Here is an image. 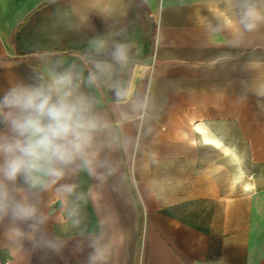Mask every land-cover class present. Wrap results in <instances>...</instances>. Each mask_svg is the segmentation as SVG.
Returning <instances> with one entry per match:
<instances>
[{"label": "crops", "instance_id": "0c3cea01", "mask_svg": "<svg viewBox=\"0 0 264 264\" xmlns=\"http://www.w3.org/2000/svg\"><path fill=\"white\" fill-rule=\"evenodd\" d=\"M71 65L98 76L80 90L106 164L31 193V238L0 222V264H264V23L243 30L235 0H0V95Z\"/></svg>", "mask_w": 264, "mask_h": 264}, {"label": "clouds", "instance_id": "9594fccd", "mask_svg": "<svg viewBox=\"0 0 264 264\" xmlns=\"http://www.w3.org/2000/svg\"><path fill=\"white\" fill-rule=\"evenodd\" d=\"M261 3L264 0H235L243 30L250 32L264 23ZM129 49L128 44L115 43L113 60L126 63ZM97 80L95 72L85 78L75 65L62 71L52 67L33 83L14 84L0 95V222L8 221L10 238L26 234L31 238L46 222L31 193L46 190L79 169L95 174L105 166L100 137L108 124L80 90L82 83L92 86ZM116 95L125 93L117 90ZM60 187L70 193L74 185ZM20 225H27L29 232ZM46 246L55 250L51 243Z\"/></svg>", "mask_w": 264, "mask_h": 264}, {"label": "rangeland", "instance_id": "374dc122", "mask_svg": "<svg viewBox=\"0 0 264 264\" xmlns=\"http://www.w3.org/2000/svg\"><path fill=\"white\" fill-rule=\"evenodd\" d=\"M251 161L252 160L250 155L242 154L243 172H242L241 198L243 200V210L249 209L252 204L250 194L246 192L251 189V186L248 190L245 188L246 184L251 183L253 181L252 178L254 179L256 178L255 172L250 171L249 169V164L251 163Z\"/></svg>", "mask_w": 264, "mask_h": 264}]
</instances>
